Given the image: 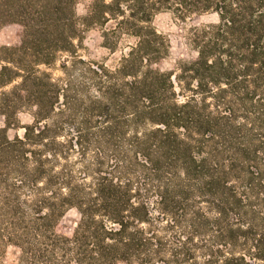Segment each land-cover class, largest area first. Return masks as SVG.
<instances>
[{
  "label": "trees",
  "instance_id": "trees-1",
  "mask_svg": "<svg viewBox=\"0 0 264 264\" xmlns=\"http://www.w3.org/2000/svg\"><path fill=\"white\" fill-rule=\"evenodd\" d=\"M76 4L0 0V264H264V0ZM164 12L217 16L175 70ZM91 29L113 66L78 54Z\"/></svg>",
  "mask_w": 264,
  "mask_h": 264
},
{
  "label": "rangeland",
  "instance_id": "rangeland-1",
  "mask_svg": "<svg viewBox=\"0 0 264 264\" xmlns=\"http://www.w3.org/2000/svg\"><path fill=\"white\" fill-rule=\"evenodd\" d=\"M92 0H77L76 13L78 16H84L87 13L88 6ZM217 16L215 14H205L200 16H194L185 24L179 23L173 16L168 13H159L153 19L152 25L158 33H161L168 37L169 39V56L162 63V68L165 70H175L177 67V62L183 59H189L193 57L195 53L186 44V40L183 36V32L189 26L200 25L204 23L216 22ZM19 33L16 28L12 26H5L0 28V45H13L18 41ZM101 42L99 32L95 29L88 30L84 34L82 40V48L78 50L80 54L85 59H104L107 55L106 51L100 48L98 45ZM132 42V39L128 38L122 41L120 49H123ZM119 51L111 54L105 58V63L108 66H113L119 56ZM66 58L65 55H61L60 58L49 67L41 66L40 69L44 70L50 75L57 79L63 76L60 70V62ZM20 125L29 124L31 118L28 114L23 113L19 116ZM3 124V119L0 117V126ZM23 132L22 128L9 129L7 131V136L12 138L14 135H20ZM77 219V214L75 211H70L66 214L63 219V223L67 226H73ZM16 254L11 248L7 249L6 253V264H15Z\"/></svg>",
  "mask_w": 264,
  "mask_h": 264
}]
</instances>
